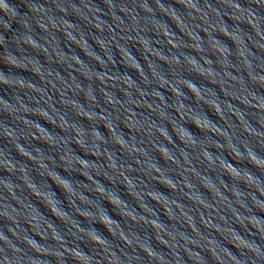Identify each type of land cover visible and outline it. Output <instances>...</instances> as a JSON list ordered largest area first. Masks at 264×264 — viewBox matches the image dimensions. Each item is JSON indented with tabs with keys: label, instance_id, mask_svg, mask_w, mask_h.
Listing matches in <instances>:
<instances>
[{
	"label": "water",
	"instance_id": "95a60500",
	"mask_svg": "<svg viewBox=\"0 0 264 264\" xmlns=\"http://www.w3.org/2000/svg\"><path fill=\"white\" fill-rule=\"evenodd\" d=\"M140 264H264V0H173Z\"/></svg>",
	"mask_w": 264,
	"mask_h": 264
},
{
	"label": "clouds",
	"instance_id": "9594fccd",
	"mask_svg": "<svg viewBox=\"0 0 264 264\" xmlns=\"http://www.w3.org/2000/svg\"><path fill=\"white\" fill-rule=\"evenodd\" d=\"M8 9H10L9 5L5 2H3V6H0V11L4 12L6 15H8Z\"/></svg>",
	"mask_w": 264,
	"mask_h": 264
}]
</instances>
